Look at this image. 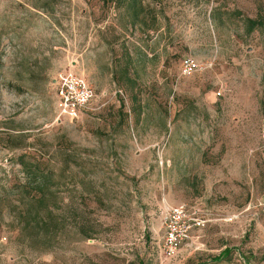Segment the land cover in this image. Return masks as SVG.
Returning a JSON list of instances; mask_svg holds the SVG:
<instances>
[{
  "label": "rangeland",
  "instance_id": "obj_1",
  "mask_svg": "<svg viewBox=\"0 0 264 264\" xmlns=\"http://www.w3.org/2000/svg\"><path fill=\"white\" fill-rule=\"evenodd\" d=\"M249 20L264 0H0V264H264ZM68 73L94 92L76 119L56 104ZM178 206L201 225L169 257Z\"/></svg>",
  "mask_w": 264,
  "mask_h": 264
},
{
  "label": "built area",
  "instance_id": "obj_2",
  "mask_svg": "<svg viewBox=\"0 0 264 264\" xmlns=\"http://www.w3.org/2000/svg\"><path fill=\"white\" fill-rule=\"evenodd\" d=\"M201 70L200 63L187 57L181 63L184 76H191ZM57 109L60 115L76 119L94 98L92 85L86 80L72 74H64L56 81ZM201 225L198 219L192 218L184 206L169 210L165 218V234L162 248L169 257L175 256L183 244L190 239L192 229Z\"/></svg>",
  "mask_w": 264,
  "mask_h": 264
},
{
  "label": "trees",
  "instance_id": "obj_3",
  "mask_svg": "<svg viewBox=\"0 0 264 264\" xmlns=\"http://www.w3.org/2000/svg\"><path fill=\"white\" fill-rule=\"evenodd\" d=\"M131 3L136 4V0H131ZM249 25L251 28V31L255 30L256 28H261L264 26V21H255V20H249ZM231 253V250L225 251L221 256L216 257L213 259V262L217 263L224 259V257L228 256Z\"/></svg>",
  "mask_w": 264,
  "mask_h": 264
}]
</instances>
